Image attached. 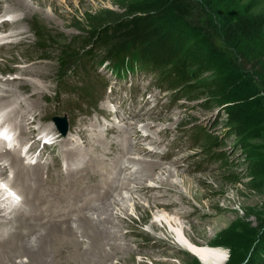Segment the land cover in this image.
Instances as JSON below:
<instances>
[{"label": "rangeland", "instance_id": "rangeland-1", "mask_svg": "<svg viewBox=\"0 0 264 264\" xmlns=\"http://www.w3.org/2000/svg\"><path fill=\"white\" fill-rule=\"evenodd\" d=\"M145 1L26 0L30 4L26 9L13 0H0V19H16L5 23L4 30L13 33L20 29L25 33L5 38L6 33L0 30V38H4L0 41L4 43L0 50V88L18 86L16 92L22 100L18 107L28 112L27 118L34 119L23 131L30 134L29 140L39 138L44 144L45 161L54 165L51 168L56 177L70 173L69 148L75 151L73 157L79 158L83 157L81 153L86 155L96 148L103 165L118 168L107 176L100 174L85 180L81 188L106 177H118L119 186L113 195L118 197L107 211L114 214L111 219L118 226L115 233L123 244L121 250L127 254L120 264H203L177 245L178 236L162 217L170 214L179 218L177 212L182 213L180 220L193 244L227 250L229 256L224 264H248L264 257V33L257 43H247L243 48L245 58L238 59L244 64L251 58L247 70L260 89L255 97L244 96L238 104L249 113L243 136L226 115L225 108L230 103L212 99L204 87L196 91L186 86L173 87L167 83L166 72L143 70L126 60L112 63L108 48L94 43L84 47L86 35L101 24L128 15ZM198 3L216 22L244 10L264 14V0ZM215 41L222 45L219 37ZM82 48L91 52L85 67L78 61ZM231 65L226 62L221 70L235 72ZM86 72L89 74L84 81L80 73ZM7 82L8 86L2 84ZM8 114L0 109V116ZM55 115L67 118L66 134L69 128L71 133L59 143H43L49 139L37 133L39 128L61 135L52 120ZM12 119L10 129L15 121L22 122V117ZM32 129L35 132L31 134ZM69 138L79 142V148ZM96 150L92 151L97 153ZM32 157L35 160L37 152L31 151L24 158ZM143 160L145 163L140 164ZM147 163L161 167L150 171ZM2 164L8 162L0 161V174L5 172H1ZM77 172L80 178L81 169ZM129 179L130 187H126L123 181ZM62 180L68 185L66 179ZM95 195L98 196L96 192L83 195L79 204L85 197L93 199ZM106 202L110 204L111 198ZM122 204L125 210L120 208ZM136 204L141 208L137 210ZM154 223L157 227L152 226ZM63 252L67 254L68 249ZM22 260L28 259L16 258V262Z\"/></svg>", "mask_w": 264, "mask_h": 264}, {"label": "bare ground", "instance_id": "bare-ground-1", "mask_svg": "<svg viewBox=\"0 0 264 264\" xmlns=\"http://www.w3.org/2000/svg\"><path fill=\"white\" fill-rule=\"evenodd\" d=\"M13 1H15V4H23L26 9H30V4L26 0ZM9 21L6 19L0 22V25H2L0 30L6 33L5 38H16L25 34L20 29H15L16 31L13 33H7L4 30V24L7 23L8 25L11 22H15L16 19ZM1 39L4 38H0V41ZM3 44V42H0V50ZM2 84L8 86L10 83ZM16 86L14 84L9 89H6V87L0 88V109L4 108V110L9 111V114L5 117L1 116L3 124L11 126L12 121H14L12 117L18 116V119L22 117V122L17 123L15 121L11 128L12 130L9 131L14 136L10 145L12 147L1 149L3 145L1 146L0 144V161L5 159L8 162V164H2L1 172L5 171L2 175L14 177V179L12 178L13 180L11 179L14 185L17 186L19 193L22 196L26 195V197L23 196L25 199L23 198L22 211L19 210L10 216H4L0 211V264H8L9 262L11 264H109L110 262L114 264V256H117L115 264H120L124 256L127 258V254L122 251L123 244L118 242L115 233L118 226H115L111 219L114 214L112 215L110 211H107V208L118 197V195H116L117 197L113 196L119 186L118 177L109 176V179L106 177L97 184L94 183L81 188L85 184V180L98 178L100 174L107 176L106 173H113V170L118 168L103 165L105 162H103L102 156L99 154L100 151L96 150V148L93 149L97 153L93 152L92 149L86 155L81 153L83 157L79 158L73 157L75 151L68 147L69 149L66 152L70 161V173L68 171L69 174L64 177H60L57 174L56 177L51 168L54 165L45 161L44 144H41L39 138L35 141L29 140L30 134H25L23 131L24 127H28L34 122V119L27 118L28 112H24L23 107H18V102L22 100L16 92L18 87ZM152 125L148 124L147 126L150 127ZM55 126L59 130L56 124ZM17 130H20V134ZM40 130L41 128L37 129V133L43 139H53L50 140L53 144L55 142L59 143L62 138L68 137L69 133H71L69 128L68 134L60 133L61 135H57L51 130L43 136L41 132H38ZM34 132L35 129H32L31 134ZM69 140L72 141L70 138ZM44 142L46 143V140H43ZM72 143H68L69 146L72 144L75 148H79V142L73 140ZM25 145H29L26 151L23 148ZM31 151L37 152L35 160H33V157L29 160L24 158ZM163 157L165 159V156ZM139 163L143 164L145 160L139 161ZM146 165H149L150 171H155L156 168L161 167L160 164L147 163ZM79 166H82L83 169L79 168ZM80 169L82 174H80V178H77L76 173ZM120 169L118 173H121L120 171L122 170ZM62 179H66V184L68 185L60 182V180L63 181ZM123 184L126 187H130V179L123 181ZM91 192H96L98 196L95 195L96 197L93 199L87 196L82 204H79L83 195ZM121 192L120 190L119 193ZM120 196L124 197L122 194ZM181 197L184 200V195H181ZM110 198L111 202L109 204L106 200ZM25 204L28 206L27 208L24 207ZM120 208L125 210L126 207L122 204ZM135 208L138 210L141 205L136 204ZM104 210L106 211L104 212ZM95 215L97 216L96 218ZM177 215L181 217L182 213L177 212ZM162 217L173 230L172 233H176L178 236L177 245L197 257L203 264H224L227 261L229 256L227 250L213 247L209 244L206 246L193 244L187 238L186 228L183 227L180 217L177 218L170 214H163ZM152 226L157 227L156 223ZM33 236L36 239L31 241L30 239ZM56 244H60L58 245L59 247H56ZM107 245L110 246L109 249L106 248ZM44 246L47 248H44ZM91 246L95 248L92 249ZM64 249H68L67 254L63 252ZM23 256L27 257L28 260L16 262V258Z\"/></svg>", "mask_w": 264, "mask_h": 264}, {"label": "trees", "instance_id": "trees-1", "mask_svg": "<svg viewBox=\"0 0 264 264\" xmlns=\"http://www.w3.org/2000/svg\"><path fill=\"white\" fill-rule=\"evenodd\" d=\"M198 2L146 0L128 15L101 24L86 35L84 47L94 43L108 48L112 63L126 60L143 70L166 72L167 83L173 87L186 86L189 91L204 87L212 99L230 103L226 115L237 132L245 136L249 113L238 104L246 96L255 97L260 89L247 70L251 58L244 64L238 59L245 58L244 46L257 43L264 33V14L244 10L216 22ZM218 37L222 45L216 43ZM90 55V50L82 48L78 53L81 66L85 67L84 61ZM226 62H231L230 67L236 71L221 70ZM80 74L86 81L89 73ZM83 89L91 93L87 87ZM262 251L264 254V247ZM248 264H264V257Z\"/></svg>", "mask_w": 264, "mask_h": 264}, {"label": "water", "instance_id": "water-1", "mask_svg": "<svg viewBox=\"0 0 264 264\" xmlns=\"http://www.w3.org/2000/svg\"><path fill=\"white\" fill-rule=\"evenodd\" d=\"M53 122L57 125L62 134H66L68 131V120L66 117L53 116Z\"/></svg>", "mask_w": 264, "mask_h": 264}]
</instances>
